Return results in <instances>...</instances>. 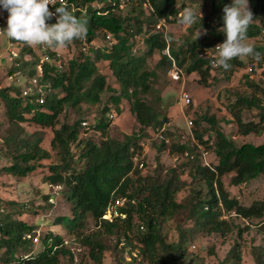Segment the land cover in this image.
<instances>
[{"label": "trees", "instance_id": "16d2710c", "mask_svg": "<svg viewBox=\"0 0 264 264\" xmlns=\"http://www.w3.org/2000/svg\"><path fill=\"white\" fill-rule=\"evenodd\" d=\"M98 1L103 2L101 7L94 5ZM179 1L130 0L128 4L132 9L127 15H122L121 0H67L68 11L86 24L88 41L100 39L102 32L106 31L114 35L116 43L84 52L80 40H74L66 47L74 54H69L62 69L41 63L33 47L10 39L20 50L22 62L20 68L12 67L10 73L21 71L29 80L42 64L41 83L45 86V100L42 104L30 101L35 96H22L21 86L15 83L0 89V105L5 107L12 127L3 141L11 156V164L4 166L3 170L7 174L26 177L42 166V160L51 157L42 146L44 133L38 131L27 135L23 124L51 128V145L57 150L60 163L50 165L51 173L45 179L50 186L64 187L63 195L70 202L71 210L70 216H60L56 222L66 223L74 242L85 252L79 253L80 260L76 261L64 236L48 231L42 240L41 252L35 253L33 239L25 235H35L36 226L14 218L13 213L3 208L0 211V264H60L63 257H68L73 264H103L105 254L111 248L104 241L106 236L115 237L113 247L117 250L124 251L125 247H120L122 241L138 249L136 255L131 252L130 260L123 255L118 264H196V258L189 254L188 247L189 242L198 236H228L236 231L242 237L250 225L242 227L237 219L249 221L264 234V199L255 200L250 205L243 204L238 196L231 194L224 181L225 176L231 173H234L231 178L234 185L247 184L260 175L264 176V144L239 145L221 129L215 115L203 117L209 127L202 128L201 120H195L187 133L196 138L204 151L196 150L182 140L183 133H180V140L169 143L165 139L175 137L177 131L166 127L169 118L161 115L152 103L153 98L151 101L147 98L148 95L161 98V91L155 84L160 73L167 74L174 62L185 74L197 73L198 82L203 87H210L216 79L215 70L219 67L213 66L214 48L226 39L219 29L223 27V7L231 4L232 0H182L181 7ZM201 1L211 2L210 17L202 16L201 20L200 14L195 13L198 18L188 27V34L181 43L175 42L172 34L152 29L163 19L168 23H178L180 13L189 8L190 3L200 4ZM249 1L254 20L248 29L247 39L257 41L264 32V0ZM0 15L8 17V12L0 7ZM51 22L54 24V20ZM135 24L140 32L148 26L144 36L148 50L144 55L137 51ZM201 29L206 34L197 39ZM165 35L171 40L166 42ZM253 48L259 55L248 56L249 64L263 66L264 45L255 43ZM3 49L0 37V58ZM155 51L160 52V59L150 67L149 57ZM101 61L108 64L121 87L120 94L111 95L112 104L104 106L103 115L110 112L112 105L121 112V102L127 99L140 125L137 131L122 138L112 136L110 116L108 121L104 117L99 118L95 125L83 124L86 110L100 104L105 91H116L102 72ZM229 64L231 67L225 70L228 74H233L237 67L246 66L241 58H234ZM262 74L264 76V68ZM247 84L251 89L250 95L239 93L229 106L232 121L241 135L264 130V85L250 78ZM84 105L90 107L85 108ZM70 108L75 109L78 119L61 123L60 117L68 115ZM245 110H257L258 120L245 121ZM150 128H164L160 151L168 150L171 155L189 152L194 157L164 174L161 166L156 173L145 174V160L141 166L135 162V157H142L143 140L149 136ZM91 129L100 132L99 140L88 135ZM209 150L215 153L217 163L205 162L204 154ZM82 159L85 164L80 169ZM185 168L194 180L200 177L205 182L207 191L192 189L188 201L183 203L176 199V195L189 185L182 177ZM119 196L129 199L122 209L126 217L119 216L113 221L105 219L103 216L109 205ZM45 198L52 206L51 197L46 195ZM3 202L0 198V205ZM181 213L187 216L186 221L177 225L178 240L170 241L164 233V225ZM91 220L97 227L94 232L88 231ZM253 255L256 264H264V247L254 249ZM241 261L242 247L236 242L224 263L241 264Z\"/></svg>", "mask_w": 264, "mask_h": 264}, {"label": "rangeland", "instance_id": "374dc122", "mask_svg": "<svg viewBox=\"0 0 264 264\" xmlns=\"http://www.w3.org/2000/svg\"><path fill=\"white\" fill-rule=\"evenodd\" d=\"M182 0L179 1L178 5L181 7ZM96 7H101L103 2H95ZM249 7L251 10V3L249 1ZM122 15H127L132 9L131 4H127L124 8H121ZM194 13L201 14L202 16L210 17L211 14V2H202L196 4L195 2L190 3V7ZM156 26V25H155ZM155 26L152 29L155 30ZM188 27L178 23H168L166 22V27H163V31H167V34H172L174 40L177 43H181L188 34ZM140 39H138L137 51L139 54L147 53V46L144 42V36L148 26L145 27L144 32H140L138 26L135 24ZM158 31V30H156ZM4 43L3 53L1 55L2 68L0 71V85L7 87L8 85L14 84L16 82L7 81V75L10 72L11 66L7 62V49H8V37L6 35L1 36ZM100 43L103 44V39H98ZM246 44L253 47L255 43L259 45H264V39H247ZM37 47V46H36ZM76 51V50H75ZM168 52V50L166 51ZM65 57L68 60L70 55L74 54L69 52L68 49H64ZM160 59V52L155 51V53L149 57V66L154 67ZM246 66L243 68L237 67L233 74H228L222 67L215 70L216 79L210 87H203L198 82V74L192 73L190 75L185 74L184 78L177 81L173 80L168 76V73H160L157 84H155L156 89L161 91V98H155L153 95H148V99H152V103L156 105L157 109L160 111L161 115H166L170 122L166 124L169 129L177 131L175 137L170 138L171 142L173 140H180L181 134L184 137L182 140L186 141L194 149H199L204 151V147L200 146L194 138V136H189L187 133L190 130L187 121L193 120V125L195 120H201V127H209V124L203 120V117L215 115L220 121L221 129L227 134L230 139H233L239 145L244 143H252L255 145L264 144V130L259 133H250L248 135H241L238 132L237 125L232 121V115L229 111V106L234 103L238 97L239 93L250 95L251 89L248 87L247 80L255 79L257 82H261L264 85V76L262 74L263 66H258L257 63L254 65L249 64V57L241 58ZM100 68L103 73L107 75V80L109 83L115 87L116 91L114 93L110 91H105L102 95V102L96 106H87L88 108L86 115H84V120L89 125H95L99 118L104 117L105 121H108L110 115L111 127L110 131L114 137H124L125 134H131L137 131L140 127L136 120L135 115L131 112V103L127 99H123L121 102L122 111L119 112L116 105H112L110 112L107 115H103L102 110L105 105L112 104L111 95L120 94L121 87L117 83L116 79L112 76V72L106 62L101 61L99 63ZM36 70V66H35ZM38 74V70L35 71ZM24 73L22 74L23 77ZM25 76V75H24ZM22 82L17 79V83ZM183 89H185L190 97L191 102L189 104L181 105L179 100ZM151 101V100H150ZM63 114L60 117L61 123L65 121L73 122L78 119L79 115L76 113L75 109L70 108L68 110V115ZM245 121L258 120L257 110L252 112L244 111ZM192 125V126H193ZM27 135L31 133L43 131L44 140L42 146L47 149L51 157L42 160V166L38 167L35 171L30 173L26 177L14 176L7 174L3 169L4 166L11 164V156L8 154L6 147L3 145L5 137H7L11 131L12 127L9 123V119L6 114V109L3 105H0V198L3 204L1 205L6 211L13 213L14 218L26 221L30 225L36 226V235H40V242L34 244L35 253L41 252L43 248L42 240L48 231H52L55 234L63 235L68 241L69 246H71L72 251L76 257V261L80 260V254L84 253L85 249L80 248L75 242L74 237L68 232L66 223L56 222L60 216H70V202L66 200L63 195L64 187L62 186H50L46 182V177L50 175V165L60 163V156L57 150L52 148L51 141L53 138V131L51 128H42L40 126H34L29 124H23ZM156 130L153 128L149 129L148 135L144 140V151L142 154V161L145 160L146 168L144 173H156V169L161 166L163 174L166 170L173 168L182 162L187 161L186 158H182L180 162H176L173 156L168 150H159L160 140L156 138ZM89 136L94 137L96 140L100 139V132L96 129H91ZM205 159L208 163H217L213 150L207 151L205 154ZM85 160L82 159L80 163V169L84 166ZM234 173L226 175L224 181L228 190L233 196H238L243 204L250 205L255 200L264 199V176L259 177L250 181V183L242 185L231 184V178ZM182 177L189 182V185L176 195V199L179 202L186 203L188 197L192 194V189L207 191L206 184L200 179V177L195 180L190 175L188 168H185L182 173ZM49 195L51 197L50 206L46 202L45 196ZM15 203L9 204V203ZM21 210V212L18 211ZM18 211V212H17ZM187 216L185 213H181L170 219L164 225V233L168 236L170 241H176L179 238V230L177 225L184 224ZM242 227L250 225V229L243 232L242 237H239L237 232H233L228 236H221L220 234H213L209 237L198 236L195 240L189 242L188 251L190 255L196 258V264H225L224 261L228 256L229 251L232 247L239 242L242 247V261L241 264H256L253 251L256 248L264 247V234L256 229V226H252L248 221L243 219H237ZM89 232L96 231L97 227L91 220L88 224ZM104 241L111 246L105 254L103 264H118L121 257L125 255L127 260L131 258V252L133 254H138V249H133L129 244L123 245L122 241L120 247H125L124 251L121 249H115L114 243L116 241L115 237H108ZM81 251V252H80ZM60 264H73L68 257H63Z\"/></svg>", "mask_w": 264, "mask_h": 264}, {"label": "clouds", "instance_id": "9594fccd", "mask_svg": "<svg viewBox=\"0 0 264 264\" xmlns=\"http://www.w3.org/2000/svg\"><path fill=\"white\" fill-rule=\"evenodd\" d=\"M49 5L55 6L57 3L55 0H0V7L8 12L7 28L0 32L9 39L23 42L33 48L42 45L60 49L67 47L74 40L87 38L86 24L68 11L65 0H59L55 13L49 10ZM56 14H59L56 23H46ZM197 18L191 9L186 8L179 15V23L191 26ZM199 19L202 20V13ZM222 20L223 27L219 31L225 34L226 39L214 48L213 66L228 70L231 67L229 61L234 58L258 57L259 54L255 53L254 48L245 43L248 29L254 20L249 0H232L231 4L225 5ZM202 34H206V31L202 32L201 29L197 39ZM164 39L166 42L171 40L167 35Z\"/></svg>", "mask_w": 264, "mask_h": 264}, {"label": "built area", "instance_id": "2783aa9c", "mask_svg": "<svg viewBox=\"0 0 264 264\" xmlns=\"http://www.w3.org/2000/svg\"><path fill=\"white\" fill-rule=\"evenodd\" d=\"M129 1L130 0H121L120 8H124L129 3ZM55 2L57 3V5H55V6L49 5V10L52 11L53 13L56 12V7L59 6V0H55ZM113 3L115 4V1ZM65 4H67V0H65ZM58 15L59 14L54 15L53 18L46 21V23L52 24L53 23V22H51L52 20H54V23H56ZM7 18L8 17L5 15H0V30H6ZM166 22L167 21L165 19L159 21L158 24L155 26V30L163 31L162 28L166 27ZM103 32H102V34H103L102 37H100L103 39V44L100 43L98 39H93L91 41H88V39L80 40L79 42H80V45L82 47L81 49L84 52H89L92 48L98 49L101 46H112L114 43H116V39L112 33L106 32V31H103ZM164 32L167 33L166 30ZM4 35L5 34L3 32H0V37L4 36ZM135 38L140 39V35L138 33H136ZM261 39H264V32H263V35L261 36ZM219 44H221V43H219ZM33 49L35 50V52H36L37 56L39 57L41 63H49L51 65H56L58 68L62 69V68H64L65 63L67 62V59L64 56L65 55L64 49H68L66 47L60 48V49H55V48H47L45 46L38 45L37 47H35ZM7 52L8 53H7V59L6 60L8 63H10L11 68L12 67L20 68L22 66V62L20 60L21 59V52L10 41L9 38H8ZM1 68H2V60L0 59V71H1ZM38 68H39L38 74H35L31 78H29V80H27L26 76H24V75L22 77L23 73L21 71H17L14 73L9 72L6 79L9 82H16L15 84L17 86H21L22 96H35V98L31 99L30 101L35 102L37 104H42V103H44V100H45V97H44L45 86L41 83L42 82V76H43L42 64H39ZM168 76L173 80L179 81V80L184 78L185 73L174 62L172 68H170L168 71ZM21 78H22V82L17 83V79L21 80ZM27 81H28V83H27ZM2 87L3 86L0 85V89ZM191 100L192 99H191L189 93L185 89H183L180 100H179V104H181V105L189 104L191 102ZM112 117L113 116L110 115V118H112ZM187 123H188V126L191 128L194 122H193V120H188ZM83 124L87 125L88 123L85 121ZM163 131H164V128L156 130V132L158 133L156 138H159L160 141H162V139H164ZM165 140L167 142L171 143L170 138H166ZM206 153L207 152H205V154ZM205 154H204V159H205ZM172 156L176 162H180V160L182 158H186L188 160L189 158L194 157L189 152H186L185 154H175ZM135 162L140 163V165L143 166L142 157L136 156ZM205 162L207 164H209L206 161V159H205ZM128 201H129V199L126 196L117 197L109 205V207H108V209H107V211L103 217L105 219L110 220V221H113L115 218H117L119 216L122 218H125L126 215L122 209L127 205ZM131 201L133 202L134 200H131ZM0 211H3V208L1 207V205H0ZM225 217H227V216H225ZM245 221H247V220H245ZM25 236L28 239H33L34 243L40 242V235H34L33 233H27ZM122 244L125 245L126 242H123Z\"/></svg>", "mask_w": 264, "mask_h": 264}]
</instances>
